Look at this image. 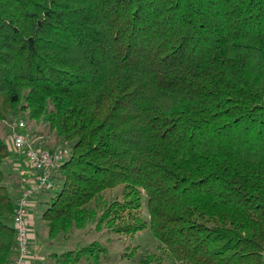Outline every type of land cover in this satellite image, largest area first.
Returning a JSON list of instances; mask_svg holds the SVG:
<instances>
[{
  "label": "trees",
  "instance_id": "trees-1",
  "mask_svg": "<svg viewBox=\"0 0 264 264\" xmlns=\"http://www.w3.org/2000/svg\"><path fill=\"white\" fill-rule=\"evenodd\" d=\"M18 116L69 150L49 244L150 226L158 250L125 264H264V0H0V122ZM13 155L0 132V264L18 252ZM51 255L110 258L99 241Z\"/></svg>",
  "mask_w": 264,
  "mask_h": 264
},
{
  "label": "rangeland",
  "instance_id": "rangeland-1",
  "mask_svg": "<svg viewBox=\"0 0 264 264\" xmlns=\"http://www.w3.org/2000/svg\"><path fill=\"white\" fill-rule=\"evenodd\" d=\"M19 117V116H18ZM0 122V132L6 135V139H9L10 128L6 122L3 125ZM6 126V127H5ZM32 129L33 127L30 126ZM29 127V128H30ZM30 128V129H31ZM35 128V127H34ZM39 128V127H38ZM9 129V132H8ZM29 129V130H30ZM32 132V130H30ZM43 134H47L46 130H43ZM41 136V143L51 147L54 141L49 135ZM39 140V139H38ZM10 142V141H8ZM52 144V145H51ZM54 147V146H53ZM55 148V147H54ZM20 173H22L24 178H29L32 175L31 169L28 167L27 163L24 162L21 165ZM26 173V174H24ZM122 187L118 186L113 189L106 190L103 194L104 199L110 201L116 197H119L122 193ZM58 188L51 190L50 192H44L42 195L39 194V198L35 199L36 206L32 210V228H31V262L30 264H59L51 255L52 253H60L67 250H73L80 248L92 241H99L103 245L107 246L109 249L110 258L107 261H102L100 264H125L123 257L121 256L125 248H138L142 252L156 251L159 247V241L155 237L150 226L138 231L134 235H125L112 232H106L104 230L97 231L95 229H80L73 232L70 239L65 242H57L54 244H49L46 238V230L41 223L42 212L47 205V201L50 197L54 196ZM22 192V187H21ZM21 194V193H20ZM142 211L146 219L149 217L148 211V198L145 195L143 198ZM86 264V263H80Z\"/></svg>",
  "mask_w": 264,
  "mask_h": 264
},
{
  "label": "built area",
  "instance_id": "built-area-1",
  "mask_svg": "<svg viewBox=\"0 0 264 264\" xmlns=\"http://www.w3.org/2000/svg\"><path fill=\"white\" fill-rule=\"evenodd\" d=\"M10 136L8 141L14 152L23 153L25 162L32 171V177L26 179L22 192L16 201L13 226L17 232L18 252L12 264H30L31 262V228L32 210L39 194L55 190L58 184L53 174L69 157L67 148L42 149L34 144L36 138L27 132L25 120L16 117L8 122Z\"/></svg>",
  "mask_w": 264,
  "mask_h": 264
},
{
  "label": "crops",
  "instance_id": "crops-1",
  "mask_svg": "<svg viewBox=\"0 0 264 264\" xmlns=\"http://www.w3.org/2000/svg\"><path fill=\"white\" fill-rule=\"evenodd\" d=\"M25 162V156H23L21 153L19 152H15V155H13V158H12V167H13V170L16 174L20 175L23 180H26L27 178H24L22 175V173H20V169L21 168V165ZM26 174V173H24ZM32 177V176H31Z\"/></svg>",
  "mask_w": 264,
  "mask_h": 264
}]
</instances>
